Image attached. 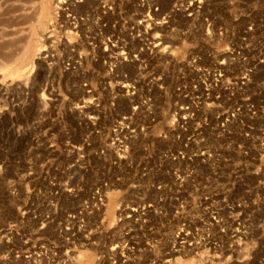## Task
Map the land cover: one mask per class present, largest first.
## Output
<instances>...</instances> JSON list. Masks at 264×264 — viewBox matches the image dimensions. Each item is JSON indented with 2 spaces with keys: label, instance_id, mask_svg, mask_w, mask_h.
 Listing matches in <instances>:
<instances>
[{
  "label": "rangeland",
  "instance_id": "1",
  "mask_svg": "<svg viewBox=\"0 0 264 264\" xmlns=\"http://www.w3.org/2000/svg\"><path fill=\"white\" fill-rule=\"evenodd\" d=\"M0 264H264V0H0Z\"/></svg>",
  "mask_w": 264,
  "mask_h": 264
},
{
  "label": "bare ground",
  "instance_id": "2",
  "mask_svg": "<svg viewBox=\"0 0 264 264\" xmlns=\"http://www.w3.org/2000/svg\"><path fill=\"white\" fill-rule=\"evenodd\" d=\"M201 127V126H200ZM127 130L128 131V128H125V126H124V124H123V122H116V124L114 125V127H113V132L115 133V134H119V133H121L123 130ZM178 129L180 130V133H182V130H183V127H181V126H179L178 127ZM129 132V131H128ZM130 133H132V131L130 132ZM199 136V135H198ZM178 139H180V137L178 136ZM122 143V142H121ZM93 196L97 199V201H98V203H100L102 200L99 198V192L97 191V192H94L93 193ZM82 204V207H84V206H86V202H82L81 203ZM135 212V211H134ZM181 234H182V231L181 232H178V234H177V238H179L180 236H181Z\"/></svg>",
  "mask_w": 264,
  "mask_h": 264
}]
</instances>
